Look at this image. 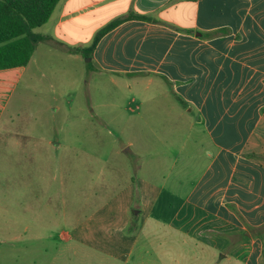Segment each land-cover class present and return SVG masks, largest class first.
Listing matches in <instances>:
<instances>
[{"label":"crops","instance_id":"crops-1","mask_svg":"<svg viewBox=\"0 0 264 264\" xmlns=\"http://www.w3.org/2000/svg\"><path fill=\"white\" fill-rule=\"evenodd\" d=\"M127 14L90 57L69 50ZM35 29L46 39L29 62L0 69V144L8 96L43 43L129 80L116 151L129 175L77 194L93 203L56 233L76 264H264V0H59ZM28 137L22 159L59 148Z\"/></svg>","mask_w":264,"mask_h":264},{"label":"rangeland","instance_id":"rangeland-1","mask_svg":"<svg viewBox=\"0 0 264 264\" xmlns=\"http://www.w3.org/2000/svg\"><path fill=\"white\" fill-rule=\"evenodd\" d=\"M86 59L43 43L8 96L0 144V264H76L74 250L56 234L93 203L75 196L113 192L129 175V157L116 153L129 141V80L113 82ZM30 132L50 138L57 152L22 159L28 152L16 147L31 145ZM79 147L88 152L76 153Z\"/></svg>","mask_w":264,"mask_h":264},{"label":"trees","instance_id":"trees-1","mask_svg":"<svg viewBox=\"0 0 264 264\" xmlns=\"http://www.w3.org/2000/svg\"><path fill=\"white\" fill-rule=\"evenodd\" d=\"M58 1L0 0V69L25 66L29 62L36 44L46 39L33 29L47 22ZM130 17L132 15L127 14L108 23L89 46L71 47L69 50L90 57L101 35L119 21Z\"/></svg>","mask_w":264,"mask_h":264}]
</instances>
